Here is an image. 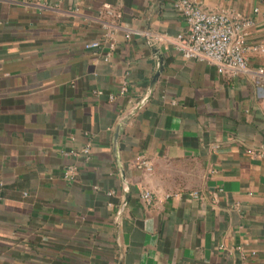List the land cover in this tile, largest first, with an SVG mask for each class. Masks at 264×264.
Here are the masks:
<instances>
[{
	"label": "crops",
	"instance_id": "crops-1",
	"mask_svg": "<svg viewBox=\"0 0 264 264\" xmlns=\"http://www.w3.org/2000/svg\"><path fill=\"white\" fill-rule=\"evenodd\" d=\"M202 4L264 42V0ZM185 26L172 0H0V264H264V50L226 78Z\"/></svg>",
	"mask_w": 264,
	"mask_h": 264
},
{
	"label": "built area",
	"instance_id": "built-area-1",
	"mask_svg": "<svg viewBox=\"0 0 264 264\" xmlns=\"http://www.w3.org/2000/svg\"><path fill=\"white\" fill-rule=\"evenodd\" d=\"M173 9L184 18L185 29L179 32L172 43L175 49L185 58L196 59L213 64L217 72L226 78H231L239 72H247L248 61L247 51H263L264 42L258 44H248L249 28L254 21L250 16L233 14L225 9H208L202 4V0H172ZM257 12L258 9L254 8ZM264 20V12L261 14ZM146 35L151 36V31ZM129 33L125 34L128 38ZM106 45L108 51L105 53L106 60L111 51L115 49V42L110 35H105L103 41L90 40L84 43V47L91 50H98ZM255 76L264 74L263 67H257L252 71ZM126 84L119 88V94L126 92ZM109 98H113L110 95ZM90 150L84 146L77 153L88 157ZM137 166L149 171L151 165L148 160L141 159ZM77 170L74 166H69L64 171V177L75 178ZM140 199L145 205L153 203L152 191L148 188L140 190ZM195 194V193H194Z\"/></svg>",
	"mask_w": 264,
	"mask_h": 264
},
{
	"label": "water",
	"instance_id": "water-1",
	"mask_svg": "<svg viewBox=\"0 0 264 264\" xmlns=\"http://www.w3.org/2000/svg\"><path fill=\"white\" fill-rule=\"evenodd\" d=\"M119 129H120V124H118L115 127L114 136H113V142H116L117 141V138H118V135H119Z\"/></svg>",
	"mask_w": 264,
	"mask_h": 264
}]
</instances>
